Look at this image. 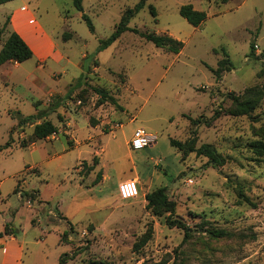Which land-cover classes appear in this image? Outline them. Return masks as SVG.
Returning <instances> with one entry per match:
<instances>
[{
  "label": "rangeland",
  "instance_id": "374dc122",
  "mask_svg": "<svg viewBox=\"0 0 264 264\" xmlns=\"http://www.w3.org/2000/svg\"><path fill=\"white\" fill-rule=\"evenodd\" d=\"M82 1L83 11L73 0H18L42 24L37 32L28 20V42H42L47 31L61 63L43 61L38 85L14 84L0 74V146L13 140L0 150V227L12 221L24 243L23 264H60V255L77 247L84 249L68 264H264V156L249 147L264 140V0H146L129 25L182 40L179 53L130 30L98 50L139 0ZM186 3L207 12L201 25L180 15ZM3 10L0 5V45L13 30L11 13ZM222 48L233 66L217 78L212 68L225 57ZM95 58L99 65L87 71L85 85L44 118L59 131L21 146L33 138L35 123L17 126V110L28 115L36 105L46 108L55 96L64 97L82 62ZM35 62L23 61L18 72L33 70ZM230 92L258 99L251 115L227 113ZM215 110L221 114L205 123ZM191 118L202 121L193 124ZM92 126L95 139L85 142ZM139 126L156 134L157 142L130 145ZM171 138L210 143L225 162L209 165L206 156L183 153ZM68 139L72 146L83 141L72 147ZM94 155L99 162L89 170ZM132 174L139 175V195L122 199L119 181ZM161 186L173 209L146 207L144 193ZM33 189L45 202L34 204L31 221L26 199L34 203ZM218 229L224 233L213 232ZM68 230L69 241H61Z\"/></svg>",
  "mask_w": 264,
  "mask_h": 264
},
{
  "label": "trees",
  "instance_id": "16d2710c",
  "mask_svg": "<svg viewBox=\"0 0 264 264\" xmlns=\"http://www.w3.org/2000/svg\"><path fill=\"white\" fill-rule=\"evenodd\" d=\"M8 1L11 0H0V5ZM82 2V0H73L75 7L80 11H83ZM145 4L146 0H139L134 6L126 8L119 22L117 23L113 33L109 37L100 41L98 50H102L108 47L111 43L117 40L123 32L130 30L140 34L146 40L153 42L157 47L164 48L165 50L172 53H179L184 45L182 40H179L178 38H175L168 33H158L156 31H140L139 29L132 28L129 25L130 20L145 6ZM150 11L153 16H156V8L154 5L150 4ZM179 13L194 26L201 25L207 17V12L205 10L195 8L192 3L182 4L179 8ZM82 17L86 20L89 29L94 32L95 27L91 18L84 12L82 13ZM222 50L225 57L219 60L216 68H212L217 78H220L223 72L231 70L233 66V63L230 60L225 48H222ZM33 54V50L27 43V41L20 35L18 31L13 29L11 30L8 38L0 49V65L11 60L23 62L32 58ZM98 65L99 63L96 58L93 59L90 63L88 62L87 64L85 62H82V71L80 75L76 78L75 82L69 85L64 97L59 95L55 96V98L49 103L46 108H39V105H36V112L28 115H24L20 110H17V116L19 118L17 126L23 127L28 122L35 123L33 130V138L28 143L23 142L21 146H28L29 143L36 142L38 139H44L59 131L58 126L56 124H54L50 119L44 118H46L49 114L55 112L57 108L62 105L63 99L71 97V94L75 89L84 86L86 83L85 79L87 77V71H90L91 68L97 67ZM93 89L104 99L109 98L111 99V101L116 102V100L112 96H109L102 88L94 87ZM229 96L233 101V106L227 113L233 115H251L258 103V99L254 97H242L231 92ZM104 99L100 100V102H104ZM220 114V110H215L213 115L209 119H205L204 122L209 123L211 120L217 118ZM40 119H42L40 122H36ZM191 120L193 124H197L202 121L201 118H191ZM194 139L195 138H189L185 141H181L175 138H171L170 141L183 153L195 152L197 155L206 156L208 158L207 163L209 165L219 166L224 164L225 157L212 144L202 143L201 145L196 146V141ZM12 141L13 140H9L4 146H0V150L3 149V147H9ZM68 141L71 145L72 140L68 139ZM249 147L253 150L255 155H257V157L264 156V140H252L249 143ZM98 162V156L94 155L93 164L88 165V169L92 170ZM83 164H87L86 160H84ZM100 178L101 174L100 172H98L96 175V181L98 182ZM37 192L38 190L34 189L32 195L35 196ZM145 199L147 201L146 207L148 208L165 207L166 209H173V203L169 200L165 186L157 187L152 191L147 192L145 194ZM168 223L170 225L172 224L183 227L186 233L190 231V228L187 226V224L181 222L180 220L168 218ZM71 224L72 223H70V225ZM71 228L73 227L71 226ZM213 232L217 235H220L224 233V230L218 229L214 230ZM3 234H13L16 236V228L12 222H8L5 224L4 231H0V236H2ZM68 234L69 230L64 231L61 235V241L68 242ZM83 249V247H77L72 252H63L59 257L60 264H68V259H74L79 253L83 251ZM90 264L105 263L101 260H94L90 262Z\"/></svg>",
  "mask_w": 264,
  "mask_h": 264
},
{
  "label": "crops",
  "instance_id": "0c3cea01",
  "mask_svg": "<svg viewBox=\"0 0 264 264\" xmlns=\"http://www.w3.org/2000/svg\"><path fill=\"white\" fill-rule=\"evenodd\" d=\"M23 5L24 3H19L18 0H11L8 1L6 3L1 4V7L4 8V11L6 12H10L11 13V20H12V25H13V29L18 31L20 33V35L27 41V43L30 45V47L33 50V58L36 59V64L34 66V69L31 71H28L27 73L25 72H18L17 69L20 68V66L22 65V62H5L3 64L0 65V74H3L5 76V78L8 81H12L14 84H19L21 85V82H29L28 85H38V84H42L43 81L41 78H39V75L37 76V74H42L43 71H45L46 66L44 67L43 64H41L43 61L45 60H53L56 63H61V60L58 56V50H57V46L54 43V40L52 39V37L49 35V33H47V31H45L42 35H43V41H38L37 39H35V44H30L28 42V35L26 34V32L28 31V28L30 26V23L28 22L29 19H31V22H35L32 24V26L36 29L37 32L41 31L42 28V24L36 19V18H32V15L29 11H24L23 9ZM2 45H0V49H1ZM38 71L40 73H38ZM81 73V72H80ZM79 73V75H80ZM21 74L25 75V77L23 79H20ZM78 75V76H79ZM30 87V86H29ZM68 89V88H67ZM67 92V90H66ZM65 92V94H66ZM56 93L51 92L50 95H54ZM64 94V95H65ZM39 108H41L39 106ZM36 111V109H35ZM34 111V112H35ZM69 128H71V121H69L68 124ZM68 131V130H67ZM66 131V132H67ZM94 127L92 126V130L88 131L87 137H85L83 140L86 142H90L92 140L95 139V135H94ZM83 140H76L75 139V145H71L72 147L77 146V144L79 142H82ZM36 144V142H33L30 146H34ZM68 150V149H66ZM129 178H137L140 180L139 175L138 174H132L130 176H127L123 179H121L119 181V183L125 179H129ZM17 188V187H16ZM15 188V190H16ZM34 190V189H33ZM20 193H22L21 191H18ZM146 193H144L145 195ZM34 203L31 201L30 198H27V209H29L31 211L30 216V220H34L37 217V211L33 210L34 209V204L35 203H41L43 204V202H45V199H43L40 196V192L38 190V192L35 194L34 196ZM146 200V199H145ZM41 206V205H39ZM19 211V210H18ZM7 220V219H6ZM8 222H12V221H6ZM5 222V223H6ZM5 223L3 224L2 227H0V231H4V227H5ZM23 241H21L18 236H15L13 234H3L2 236H0V246L2 247V251H3V255L0 259V264H23V253H24V245H23Z\"/></svg>",
  "mask_w": 264,
  "mask_h": 264
},
{
  "label": "built area",
  "instance_id": "2783aa9c",
  "mask_svg": "<svg viewBox=\"0 0 264 264\" xmlns=\"http://www.w3.org/2000/svg\"><path fill=\"white\" fill-rule=\"evenodd\" d=\"M157 135L147 131L144 127H137L129 144L136 148L153 145L157 142ZM140 187L137 178H129L118 184V192L122 199L135 198L139 195Z\"/></svg>",
  "mask_w": 264,
  "mask_h": 264
}]
</instances>
